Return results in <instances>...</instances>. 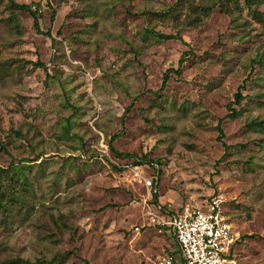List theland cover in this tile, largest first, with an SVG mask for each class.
<instances>
[{
    "label": "rangeland",
    "instance_id": "374dc122",
    "mask_svg": "<svg viewBox=\"0 0 264 264\" xmlns=\"http://www.w3.org/2000/svg\"><path fill=\"white\" fill-rule=\"evenodd\" d=\"M15 1L40 4L52 37L25 11L19 35L9 1L0 2V135H21L0 151V168L15 163L28 178L3 185L0 263L159 264L177 250L159 207L204 208L221 194L241 236L235 260L264 264V132L251 127L264 121V24L245 0L240 11L216 8L201 27L180 31L144 14L177 0ZM257 9L264 14V4ZM148 28L180 32L188 45ZM185 52L182 73L155 94ZM230 106L235 119L226 118ZM113 135L119 152L143 163L115 158Z\"/></svg>",
    "mask_w": 264,
    "mask_h": 264
},
{
    "label": "trees",
    "instance_id": "16d2710c",
    "mask_svg": "<svg viewBox=\"0 0 264 264\" xmlns=\"http://www.w3.org/2000/svg\"><path fill=\"white\" fill-rule=\"evenodd\" d=\"M3 0H0V2ZM9 1V9L11 10L10 16L7 18L8 23L14 27L19 35H22L24 33L23 31V24L19 19V12L20 11H25L30 14V16L33 19V26L34 29L36 30L37 33L39 34H44L48 37H52L50 31L44 32L41 29V21L45 19L43 10L41 8V5L38 3H30V4H19L15 0H8ZM264 4V0H245V5L249 9L250 14L252 17L258 21L261 24H264V14L260 12L257 9V6H260ZM61 7V3H59L56 7H53V11L51 14V20L54 21L55 17L57 15L58 9ZM218 8L219 11L223 14H232L236 11H240L242 8L241 0H200L197 2L196 0H177L176 3L163 11L156 12V11H146L144 14L147 16V19L150 23L152 21H162L163 23L171 21L174 27L178 28V31L186 28H199L203 25V22L212 16L214 10ZM147 34L153 36L154 38L161 40V41H170V40H177L182 42L185 45H188L186 42H184L183 37L181 36L180 32L177 34H162L154 29H147ZM190 53V52H189ZM185 52L183 54V57L180 59V68L177 70L174 69H169L166 71L163 77V82L160 87V89L157 92H154L155 94H163L166 88L168 87V83L171 77V73L174 74H181L182 69L181 65H183L185 62L189 61L191 59L190 54ZM193 57V56H192ZM264 65V64H263ZM244 88V86L240 87V90L238 91L237 98L235 100L236 104H240L244 100V96L241 93V90ZM131 108H127L123 118L126 117ZM229 114L226 116V118L229 119H235L238 115V112L233 109L231 106L229 107ZM224 119H220L218 121V140L223 141L225 138V134L222 128V123ZM251 127L254 130H259L261 132H264V121H253L251 124ZM70 128L65 127V131L69 133ZM21 138V135L19 132H13L6 140L3 138V136L0 135V151L1 152H6L8 153V145L11 143L12 138ZM118 135H113L109 140H108V148L111 152V154L117 158V159H134V164L135 165H140L143 163V160H138L135 155L132 154H127V153H122L119 152L115 147H114V142L116 141ZM225 150L229 151L230 147L225 145ZM116 168V167H115ZM121 170V169H119ZM23 177V183L22 184H27L28 178L23 172V168H19L17 164H13L10 168V170H6L3 168H0V209H4V202L3 198L6 196L7 190L3 188L4 182L9 181L11 184L14 180L19 179L20 177ZM154 203L158 206L159 205V196L154 195L153 196ZM209 202V201H208ZM208 204V203H207ZM162 209H165V207L160 206ZM226 215L229 219L230 224L233 226V223L231 222L230 216L228 215V212H226ZM167 232L170 233L169 228L167 229ZM253 237V236H252ZM170 238H174L173 235L170 233ZM175 239V238H174ZM176 241V240H175ZM240 242V241H239ZM238 242V243H239ZM175 243V242H174ZM237 243V244H238ZM236 244V246H237ZM175 246L177 247V250L169 252V256L174 258V264H184L180 254H179V247L177 242L175 243ZM235 246V248H236ZM234 248V250H235ZM233 250V253H234ZM180 258H177V256ZM63 259L64 257H61L58 259V257H54L49 264H63ZM0 264H44L43 261H29L21 258H15V259H7ZM85 264H90L89 262L85 261Z\"/></svg>",
    "mask_w": 264,
    "mask_h": 264
},
{
    "label": "built area",
    "instance_id": "2783aa9c",
    "mask_svg": "<svg viewBox=\"0 0 264 264\" xmlns=\"http://www.w3.org/2000/svg\"><path fill=\"white\" fill-rule=\"evenodd\" d=\"M154 181L146 182L151 190ZM224 195L212 196L204 208L189 206L165 210L160 225L174 236L184 264H238L233 250L241 236L230 224L225 210ZM159 264H174L173 257H165Z\"/></svg>",
    "mask_w": 264,
    "mask_h": 264
}]
</instances>
